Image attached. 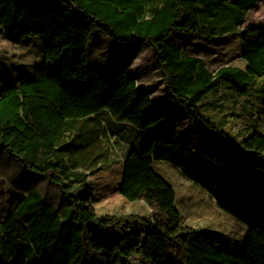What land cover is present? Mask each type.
I'll list each match as a JSON object with an SVG mask.
<instances>
[{
	"label": "trees",
	"instance_id": "16d2710c",
	"mask_svg": "<svg viewBox=\"0 0 264 264\" xmlns=\"http://www.w3.org/2000/svg\"><path fill=\"white\" fill-rule=\"evenodd\" d=\"M149 1L0 0V29L10 38L38 37L44 58L33 77L0 93V152L22 166L13 186L24 193L16 215L0 221V264H96L95 251L140 255L152 264H264V99L253 103L255 126L238 140L201 112L219 87L246 96L264 76V25L239 32L244 69L212 71L168 42L175 32L208 40L225 35L258 0ZM148 47L166 96L206 139L199 153L178 137V118L155 105L128 72ZM98 48L111 59L119 55L115 70L91 65ZM103 111L134 126L142 144L109 166L57 168L82 151L80 133L68 141L65 135ZM154 160L178 167L246 224L236 253L184 224L175 190ZM43 182L57 187L55 200L43 193Z\"/></svg>",
	"mask_w": 264,
	"mask_h": 264
},
{
	"label": "rangeland",
	"instance_id": "374dc122",
	"mask_svg": "<svg viewBox=\"0 0 264 264\" xmlns=\"http://www.w3.org/2000/svg\"><path fill=\"white\" fill-rule=\"evenodd\" d=\"M160 2L161 0H153V2L151 0L148 3L150 6ZM246 24L264 25V0H258L244 15L240 26L224 36L208 40L188 33L175 32L168 38V42L181 45L187 53L201 58L212 71L224 65L244 68L245 62L240 55L239 32ZM106 49L109 50V54L115 51L111 43L107 44ZM109 54L104 53V48L96 49L91 58V65L99 66L108 73L112 69L115 70L121 62L120 57L115 54L111 59ZM43 59V46L38 37L10 38L1 30L0 93L8 84L17 83L21 77H33L36 68L42 65ZM128 72L135 77L138 87L148 92L155 105L178 118L179 138L195 152L202 151L206 139L201 129L192 124L185 110L166 96L164 81L153 63L151 47L146 48L133 61ZM260 98L264 99V76L256 79L253 88L246 96L237 95L226 85L221 86L206 97L201 112L229 132L231 137L239 139L254 127L256 115L253 103ZM75 133L81 134L78 142L83 145L82 151L67 155L60 161L57 160V168H61V165L73 164L83 167L109 166L116 160H123L125 153L131 147H139L142 144L141 134L134 126L117 121L107 111L94 115L88 121H77L74 130L65 135V140L72 139ZM153 168L174 186L180 209L182 207L185 210L187 203L185 201L190 194L195 197L206 194L178 167L165 160H154ZM22 173V166L10 158L6 150H1L0 219L8 215H16L17 205L24 193L15 190L13 182L20 181ZM55 174L64 176L59 170L55 171ZM41 189L50 199L55 200L58 196V189L52 184L43 182ZM206 203L208 202H205V205ZM208 209L214 215L216 223L207 224L206 219L200 217L193 225L199 227L201 235L206 239L217 243L230 253H236L243 245L248 227L232 213L221 208L218 209L219 212L212 207ZM201 213L203 214V211ZM92 259L96 264H152L140 255L125 259L107 251L93 252Z\"/></svg>",
	"mask_w": 264,
	"mask_h": 264
},
{
	"label": "crops",
	"instance_id": "0c3cea01",
	"mask_svg": "<svg viewBox=\"0 0 264 264\" xmlns=\"http://www.w3.org/2000/svg\"><path fill=\"white\" fill-rule=\"evenodd\" d=\"M226 35V34H225ZM224 36V35H222ZM203 39V38H202ZM187 52V51H186ZM189 54V53H188ZM192 55V54H190ZM195 56V55H193ZM197 57V56H196ZM199 58V57H198ZM201 59V58H200ZM202 60V59H201ZM244 60V59H243ZM204 62V60H203ZM245 62V67L246 68V61L244 60ZM205 63V62H204ZM205 66L207 67L206 63H205ZM208 68V67H207ZM242 68V69H244ZM220 88V87H219ZM215 92V91H214ZM213 93V92H212ZM211 94V93H210ZM209 94V95H210ZM209 95H207L206 97H208ZM206 97L203 99V101H205ZM203 101L201 102V106H202V103ZM202 108V107H201ZM212 120V119H211ZM256 120V119H255ZM254 126H255V123H254ZM254 128V127H253ZM252 128V129H253ZM249 133V132H248ZM247 133V134H248ZM246 134V135H247ZM245 136V135H244ZM179 137V136H178ZM243 136H241L240 138H242ZM239 138V139H240ZM235 140H238V139H235ZM193 150V149H192ZM194 151V150H193ZM195 152V151H194ZM201 152V151H200ZM196 153H199V152H196ZM179 169V168H178ZM180 170V169H179ZM159 174V173H158ZM162 176V175H161ZM163 177V176H162ZM193 181V180H192ZM168 182V181H167ZM194 183H196L195 181H193ZM169 183V182H168ZM170 184V183H169ZM171 185V184H170ZM196 185L200 186L202 188L203 191H205L204 195H200V196H197L195 197L194 195L190 194L189 196H187L188 198L186 199L185 202L186 205H185V210H183V208L181 207V209L179 208L178 204H177V195H176V207L177 209L180 211L182 217H183V222L184 224L186 225H189L193 228H196L197 230H200L199 227L197 225H193L196 223V220L199 219L200 217H202L204 220L206 219L207 221V224H214L216 223L215 219L213 218L214 215L212 213H210L209 211V207H212L213 210H215L216 212H219L218 209H223L224 211H226L223 207H221V205L217 202V200L215 199V197L208 191L206 190L205 188H203L201 185H199L198 183H196ZM173 188L174 186L171 185ZM175 190V188H174ZM176 193V191H175ZM20 201V200H19ZM205 202H208L206 203L207 205H205ZM211 205V206H210ZM218 207V208H216ZM200 211V212H199ZM201 211H203V214L201 213ZM228 212V211H226ZM230 213V212H229ZM11 215H8L6 216L5 218H2L0 219V221H3L5 220L7 217H10ZM195 226V227H194Z\"/></svg>",
	"mask_w": 264,
	"mask_h": 264
}]
</instances>
